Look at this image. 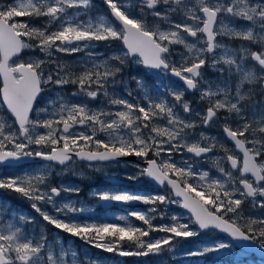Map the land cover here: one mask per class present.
I'll return each instance as SVG.
<instances>
[{
	"label": "snow or ice",
	"instance_id": "snow-or-ice-1",
	"mask_svg": "<svg viewBox=\"0 0 264 264\" xmlns=\"http://www.w3.org/2000/svg\"><path fill=\"white\" fill-rule=\"evenodd\" d=\"M104 3L111 19L107 15L93 17L92 0H12L0 4V104L14 118L12 125L0 119V164L27 157L65 164L73 155L89 162L119 163L121 158L135 155L144 158L147 166L136 165L138 171L127 179L144 178L161 186L170 185L182 200L165 194H133L118 189L98 191L97 198L152 205L180 204L190 212L189 222L182 223L173 215L171 226H154L151 214L157 212L155 207L148 212L130 213L147 229L130 223L122 226L81 220L78 214L88 211L86 206L78 207V202L71 200L56 202L62 192L78 194L80 189L63 184L51 186L52 173L47 166L22 176H0V189L11 190L31 201V208L56 229L119 256H162L165 246L169 251L176 250L175 238L198 236L202 230H218L227 238L206 242L184 255L231 253L237 241L258 243L264 250V215L245 218L241 211L248 198L254 210L264 211V50L250 52L243 46L239 50L230 49L217 39L228 36L264 45V0H135L134 3L104 0ZM149 15L159 23L149 25ZM175 16L181 17L179 22L172 19ZM18 17L44 18L45 23L35 27L29 21L17 20ZM162 24L167 25L166 29H162ZM53 27L55 30H51ZM99 41H121L124 48L98 63L93 61L91 67L85 66L78 75L60 74L65 68L53 59V51L82 52L93 49L94 42ZM173 45L187 49V55L179 63L171 58ZM25 49H39L48 59L16 62ZM96 55L94 51L87 52L89 58ZM249 59L254 67L247 65ZM130 60L164 76L178 78L184 89L171 82L165 84L163 78L149 86L133 76L131 79L140 93L137 102L117 96L114 91L110 93L109 88L114 89L117 84L127 89L126 81L118 77ZM49 63L56 64L55 73L49 71L45 76V65ZM205 66L220 74L218 81L204 79ZM49 84L75 85L71 94L74 97L96 100L103 95L107 107L90 108L86 102L72 103L59 97V106L52 111L35 109L38 96ZM185 90H199L201 100L209 101L203 115L196 113L200 125L209 126L221 110L228 114L222 130L242 153V159L220 145L224 155L216 161L218 177H210L208 171H197L190 160H172L173 153L182 150L202 157L217 147L216 138L203 132L189 143L199 125L195 120L182 118L177 111L178 108L188 114L193 111L190 102L184 100ZM132 95V90H127V96ZM229 120L235 123V128ZM77 128L88 129L91 134L76 131ZM98 133L106 139H100ZM150 152L157 158L165 153L166 158L158 163L157 159H148ZM221 159L229 169L220 166ZM233 170L239 175L234 176ZM190 179L197 183H190ZM42 205H50L54 214L44 211ZM229 213L232 217L226 219ZM126 219L119 217L121 221ZM35 223V217L0 202V264H107L101 256L85 253L81 258L76 249L65 247L59 237L50 240L44 229L37 232L35 227H28ZM157 230L171 235L144 239L150 231ZM125 242L130 245L127 249L123 246Z\"/></svg>",
	"mask_w": 264,
	"mask_h": 264
},
{
	"label": "rangeland",
	"instance_id": "rangeland-1",
	"mask_svg": "<svg viewBox=\"0 0 264 264\" xmlns=\"http://www.w3.org/2000/svg\"><path fill=\"white\" fill-rule=\"evenodd\" d=\"M11 2L12 0H7L5 2L4 0H1L0 4H9ZM132 2L134 3L135 0H132ZM95 10H97V8L94 9V11ZM94 11L91 12V15L93 17H96L98 15H105L101 13V11H98V10H97L98 12H94ZM16 19L19 21H29L30 25L35 26V27H40L45 23L44 18L18 17ZM148 23L149 25H153L159 22L150 20L148 21ZM161 27L162 29H166L167 25L162 24ZM51 30H55L54 27L51 28ZM119 42L120 41L94 42L95 47L93 49H86L85 51L71 53V54L57 53L53 51V59L57 60L60 63L61 67L65 68V71H62L60 73L61 75H65V72L75 73L78 75L79 72L85 66L91 67L93 61L98 63L100 60L110 57L114 53H119L120 51H122L123 49H121L122 46L120 45ZM190 42H191V39H190ZM224 42H220V43L227 46V42L226 41ZM176 46L177 45H173L172 48ZM25 50H26V53L23 59L22 60L17 59L16 62L27 61L29 58H39V59H44V60L48 59L44 53H41L39 51V49H25ZM88 51H94L97 55L95 57L89 58L87 56ZM183 55H187V49H186V53L183 54L180 52V54H178L176 58L181 60V57ZM86 61H87V65H85ZM140 66L141 65L136 64L134 61H131V60L128 61L123 66V71L121 73L124 75V77L123 78L119 77V79L126 81L127 89L125 88L123 84H117L114 89L111 87L109 88L110 93L114 91L117 96L129 99L132 102H136L135 99L138 100L139 98V94H138L139 90L137 89V85L135 84L136 82L132 80L131 78L135 76L137 78L144 79V78H149V76H151V74H149L147 71L140 68ZM66 68H70L71 71H67ZM55 69H56V64L49 63L45 65V76L47 75L49 71H53V73H55ZM152 76L154 79L150 80V86L155 85L160 78H163V81L165 84L171 82L174 85H178L180 89H184V86L181 83H179L178 81H174V78L173 79L170 78L169 75L164 76L162 73H154ZM75 89H76V86L72 84L64 85L62 87L56 86L54 84H49L44 88L43 93L39 101L36 104L35 109L47 108L49 111H52L55 107L59 106V99H58L59 97H65L66 99L70 100L72 103L86 102L88 103L90 108L107 107L106 98L103 95L99 96L96 100H90L87 97H74L71 94L75 91ZM127 90H132L133 95L131 97L127 96ZM153 94L155 93L153 92ZM169 99L171 100L172 98L169 97ZM184 100L190 102V107L193 111L196 109H199L197 105L198 104L197 100H191L189 97H186V90H185ZM52 102H55V103H52ZM112 110H115V108L113 107ZM177 111H179L181 117L186 120H193L194 116L196 117V114H192V113L188 116L182 115L183 114L182 110L181 109L179 110V108L177 109ZM33 118H35V112L33 113ZM0 119H3L8 125H12L14 123V119H12L7 114V112L5 111L3 107V104H0ZM157 122L161 124L164 123V121H157ZM81 130L86 131L88 134H91L88 129H80V128L76 129V131H81ZM98 137L100 139H106V137L102 133H98ZM193 139H194L193 136L190 137L189 143L192 142ZM31 148L35 150L36 146L32 145ZM43 150L47 151L48 149H43ZM176 153L178 155L177 154L172 155L173 161L178 162L181 159L190 160L189 157L187 155H183L182 152H176ZM164 158H166L165 153L163 155V159ZM34 162L36 163H32V161L28 162L32 164H28L27 166L21 167V168L4 166L0 168V176H4V175L22 176L26 173L28 174L34 173L38 169L44 166H47L49 171L52 173L50 177V184L53 187H56V186L59 187L61 184L67 185V186H73L79 189L80 187H84V189L88 191V196H90L91 198L95 197L96 196L95 193L98 191H104V190L111 191V188L98 186V184L102 182L101 181L102 177L105 178L106 176L110 175L111 168L109 166L95 165V164L90 165V164H86L85 162L79 161L77 159H73L72 161H70L69 163H66L63 166H59L49 161H34ZM72 180H74L75 182ZM196 183L197 181L193 180V184L195 185ZM149 184L146 185L145 188H147V186H153ZM148 189H151V188L148 187ZM154 189L155 190L153 191H146L145 193H138V194H143V195L165 194L169 196L171 199L178 200L174 198L172 194H169V193L167 194L165 192L158 191L156 187ZM197 190L199 191L202 189L198 188ZM69 194H72V193L64 192V197L56 198V202L59 204V203L68 201L66 197ZM9 196L16 198L21 195L11 190H8V189H0V202H7L10 205L12 198H9ZM29 202L31 203V201ZM116 202L120 205V207L117 209H113V210L100 209L96 207L95 203L92 205H89L87 207L88 211L84 212L83 214H78L79 219L92 220V221H96L100 223H104V222L119 223L122 226L130 223V224H133L134 226L141 227L139 226V223L142 221H139L135 217H132L130 213L132 211L148 212L149 209L155 207L157 209V212L151 214L152 224L154 226H171L173 215H176L177 217H179L180 222L182 223L189 222L190 215L185 213L181 209L180 204L161 205L157 203L155 205H152V204H145L141 201H136V200L130 201V202H118V201ZM13 209H18V208L13 207ZM18 210L22 211L27 216L35 217L36 219L35 225H28L29 228L35 227L37 232H39L42 228L46 231L48 238L50 240L56 237H59L63 241L65 247H71V248L76 249L79 252L81 258L84 257L85 253H87L91 257L101 256L105 258L107 264H233V261L239 262V264H264V259L258 258L255 255H252L244 251L243 249L238 248L237 246L232 250L231 253L211 254V255L203 256V257L201 256L189 257V256L184 255L186 251H191L195 248L201 247L206 242H211L213 240H224L227 238L226 236L214 230H204V231L202 230L200 232V235L189 237L187 239L175 238L174 244H175L176 250L169 251L168 246H165V252L162 256H153V255L127 256V257L119 256L116 253H108L101 249H97L94 246L87 244L85 241H83L82 239L78 237L71 236L65 232H62L56 229L53 225L44 221L43 218L40 216V214L37 213L36 211H31V210L24 211L21 209H18ZM43 210L48 211L50 214H54L51 206H50V209L48 210L43 209ZM241 211L245 218L248 216L256 217V216L264 215V211L259 210V209L254 210L252 208L251 198H248L247 200H245V202L241 206ZM161 213H163L162 218H161ZM121 216H126L127 219L124 221H121L119 220V217ZM231 217H232V214H231ZM193 227L195 228L196 226H193ZM142 228H144V226ZM145 229H147L146 225H145ZM168 235H171V234L165 233L163 231H158V230L150 231L149 237H146L144 239L146 240L163 239V238H166ZM123 246L126 249L130 247V245L127 242H125ZM217 255H219L220 257L219 259L217 258ZM241 257L244 258L243 261L241 260Z\"/></svg>",
	"mask_w": 264,
	"mask_h": 264
},
{
	"label": "flooded vegetation",
	"instance_id": "flooded-vegetation-1",
	"mask_svg": "<svg viewBox=\"0 0 264 264\" xmlns=\"http://www.w3.org/2000/svg\"><path fill=\"white\" fill-rule=\"evenodd\" d=\"M5 1H7V0H4V2ZM0 3H1V0H0ZM92 3L94 5L93 11H94V9L97 8L98 11H101V13L107 15L111 19L110 14H109V9L107 8L106 4L104 3V0H92ZM97 10H95L94 12H98ZM172 19L179 22L181 17L175 16ZM150 20L155 21V22H159L149 15L147 18V22ZM240 23H243V22H240ZM217 39L219 42L226 41L227 47L230 49L239 50L243 46V47H247L250 50V52H260V51L264 50V45H261L259 43L254 44V43H251L249 41H244V40H241L238 38H230L228 36H224V37H218ZM119 43L122 46V47L120 46L121 49H123L124 46H123L122 42L120 41ZM171 51L173 53L171 58H172V60L176 61L177 63H179L180 59H177L176 56L178 54H180V52L183 54L186 53V49L184 48L183 45H177L176 47H173V48L171 47ZM25 53H26V50L24 51L23 55L21 57H19L20 60L23 59V57L25 56ZM247 65L249 67H254V62L251 59H249L247 61ZM140 68H142L143 70H145L149 74H151V76H149V78H144V79L142 78L144 81H146V84L149 86H150V80L154 79L152 75L154 73H160V72L155 71L153 69H148V68L144 67L143 65H141ZM255 70L258 71V68H256ZM136 74H138V73H136ZM219 75L220 74L218 72H216L215 70L211 69L208 66H205V68L203 69V77L205 80L218 81ZM119 77L123 78L124 75L120 74ZM119 77H118V79H119ZM169 77L172 78L171 75H169ZM174 81H178L179 83L182 84V82H180L177 79H174ZM0 87H2V83H0ZM138 94H140V93L138 92ZM186 97H189L191 100H197L198 101L197 105H198L199 109L192 111L191 112L192 114H196L197 112H199L203 115L206 112V108L209 106V101L207 99L201 100L199 90H196L193 93L186 90ZM0 100H1V96H0ZM192 108H193V106H192ZM182 113H183L182 115H185V116L190 115L188 113H184L183 111H182ZM227 115L228 114L224 110H221L218 113V118L215 119L207 127L200 125V118L198 116H196V117L194 116L193 120H195L197 122V124L199 125L194 130V133H195L193 136L194 139H198L199 133H201V132H203L208 137H215L216 138L217 147L211 153L205 154L202 157H195L191 153H187L186 151H183V150L181 151L183 155H187L189 157V159L191 160L193 165L195 164L194 166H195L197 171H200V170L208 171L210 177H218L220 175L218 172L217 166H216V161L218 160V158H221L224 155V152L221 149L220 145H224L226 148H228L230 150L231 154L237 155L242 159V153H240L239 150L235 149L234 143L226 138V136L222 130V126L226 123L224 118ZM228 123H230L232 125V127L235 128L234 122L229 120ZM173 154L176 155L177 153H173ZM163 155H164V153H162L160 158H157L153 152H150L148 159H157V162L159 163L161 161V159H163ZM32 163H36V162L32 161ZM32 163L24 162L20 165H13V166L8 165V166L21 168V167H25L28 164H32ZM85 163L90 164V165L95 164V165L109 166L111 168L110 175L106 176L105 178L102 177L101 178L102 182L99 183L98 186L111 188V190L112 189H114V190H117V189L118 190H127L128 192L133 193V194L145 193L146 191H153V190H155L154 189L155 187L157 188L158 191L165 192L167 194L173 193L171 191V189H169L167 184H165L161 187H158L151 180H148V179L142 178L140 180L134 181V180H129L126 178L130 175L136 174V172L138 171V169L135 167L136 165H140L141 167L147 166L146 160L144 158L131 155V157L129 159H122L119 161V163L114 162V161H111V162H85ZM8 166H5V167H8ZM220 166H223L226 169H229V167H230L222 159L220 160ZM2 167H4V166H1L0 168H2ZM233 175L238 176L239 173L236 172L235 170H233ZM112 178H115L118 180L112 181L111 180ZM72 181H74V180H72ZM189 182L193 183V180L190 179ZM148 184L153 185V186H147V188H145V186ZM56 187H58V186H56ZM148 187L151 189H148ZM62 197H64V192H62L61 195L57 198H62ZM9 198H12V201L10 203L12 208L15 207V208H18V209H21L24 211H27V210L35 211L34 209L31 208V203L28 201V199H26L22 196H19L16 198L9 196ZM66 198L68 200L78 202L77 203L78 207L81 204L88 207L89 205H92L94 203H95L96 207H98L100 209H104V210H113V209H117L120 207V205L116 201H112V205L109 208L103 207L102 200L98 199L97 196H95L93 198L88 196V191L86 189H84V187H80V191L78 194L72 193V194H69ZM42 209L48 210V209H50V205H42ZM78 241H80V240H78Z\"/></svg>",
	"mask_w": 264,
	"mask_h": 264
},
{
	"label": "water",
	"instance_id": "water-1",
	"mask_svg": "<svg viewBox=\"0 0 264 264\" xmlns=\"http://www.w3.org/2000/svg\"><path fill=\"white\" fill-rule=\"evenodd\" d=\"M24 51H25V50L22 51V53L20 54L19 57H21V56L23 55ZM14 59H16V58H14ZM155 71H157V70H155ZM172 78L178 80V78H176V77H174V76H172ZM195 91H196V90H189V92H191V93H193V92H195ZM42 93H43V92H42ZM42 93L40 94V96H38L37 101H36L35 104H34V108H35V105L37 104V102L39 101V99H40ZM1 101H2V96H1ZM3 107H4L5 111H6V106L3 105ZM6 112H7V111H6ZM7 114H8L12 119H14V118L11 116L10 113L7 112ZM86 150H87V149H86ZM134 156H135V155H134ZM130 157H131V155L126 156V157H123V158H121L120 160H122V159H129ZM73 159H77V160L82 161V162H89V161H87V160H81L80 158L76 157L75 155H73L72 160H73ZM72 160H71V161H72ZM31 161H44V160H41L40 158L27 157V158H23V159H21V160H19V161H15V162H11V163H9V162L6 161V162L0 164V167H1V166H6V165H20V164H22V163H24V162H31ZM49 162H53V163H55V164H57V165H59V166H63V165H65L66 163H69L70 161H69V162H66L65 164H60L58 161H49ZM92 162H109V161H92ZM114 162H115V161H114ZM111 180H112V181H117L118 179L112 178ZM152 182H153L156 186L161 187V185H158V184L155 183L154 181H152ZM168 187H169V189H171V186H170V185H168ZM171 191L173 192V196H174L175 198H177V199H179V200H182V197H177V196H176L174 190L171 189ZM102 205H103V207L109 208V207L112 205V201H111V200H110V201H102ZM181 209H182L185 213L191 215L190 212H189L187 209H184L182 206H181ZM215 231H217V232H219V233H221L222 235L225 236L224 233H222V232H220V231H218V230H215ZM234 243L236 244V246H237L238 248H241V249H243L244 251H246V252H248V253H251V254L255 255L256 257H258V258H261V259L264 258V250H261V249L259 248L258 243H252V242H246V241H237V242H234Z\"/></svg>",
	"mask_w": 264,
	"mask_h": 264
},
{
	"label": "trees",
	"instance_id": "trees-1",
	"mask_svg": "<svg viewBox=\"0 0 264 264\" xmlns=\"http://www.w3.org/2000/svg\"><path fill=\"white\" fill-rule=\"evenodd\" d=\"M67 71H71L70 68H66ZM135 101L137 102V99H135ZM180 110V109H179ZM227 219H231V214L227 215L226 216ZM139 226H141V228L144 226L142 222L139 223ZM145 228V226H144Z\"/></svg>",
	"mask_w": 264,
	"mask_h": 264
},
{
	"label": "bare ground",
	"instance_id": "bare-ground-1",
	"mask_svg": "<svg viewBox=\"0 0 264 264\" xmlns=\"http://www.w3.org/2000/svg\"><path fill=\"white\" fill-rule=\"evenodd\" d=\"M11 166H13V165H11Z\"/></svg>",
	"mask_w": 264,
	"mask_h": 264
}]
</instances>
